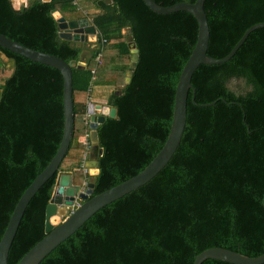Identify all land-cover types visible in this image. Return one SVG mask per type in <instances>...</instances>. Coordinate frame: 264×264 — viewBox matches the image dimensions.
Instances as JSON below:
<instances>
[{
	"label": "trees",
	"instance_id": "16d2710c",
	"mask_svg": "<svg viewBox=\"0 0 264 264\" xmlns=\"http://www.w3.org/2000/svg\"><path fill=\"white\" fill-rule=\"evenodd\" d=\"M88 1L91 6L84 7L75 0H28L17 7L14 0H0V33L77 62L74 129L60 169L72 171L81 185L92 179L94 196L142 171L165 144L176 86L199 25L188 11L158 13L144 0L103 6ZM155 1L169 6L196 0ZM204 7L208 54L216 58L264 22V0H206ZM54 10L67 20L92 19L103 40L91 47L87 40L61 37ZM126 28L139 56L129 83L133 53ZM84 49L91 52L87 59ZM81 61L85 66H78ZM95 83L108 87L106 97L91 95ZM192 84L197 103L190 89L185 131L169 163L146 184L99 209L40 264H194L211 247L264 253V27L252 31L230 60L199 65ZM63 95L59 69L0 46V241L18 200L60 146ZM89 99L118 109V117L107 116L98 126L103 153L96 175L83 170L86 149L79 141L90 128ZM56 175L29 202L9 264H18L46 235ZM202 264L233 263L210 258Z\"/></svg>",
	"mask_w": 264,
	"mask_h": 264
},
{
	"label": "water",
	"instance_id": "95a60500",
	"mask_svg": "<svg viewBox=\"0 0 264 264\" xmlns=\"http://www.w3.org/2000/svg\"><path fill=\"white\" fill-rule=\"evenodd\" d=\"M42 1L47 2L50 0ZM93 1L97 2L100 6L113 2V0ZM144 1L148 7L158 13H172L176 11H188L192 13L199 25L197 41L182 69L176 86L172 125L165 144L142 171L94 196H91L95 187L93 181H89L85 190H81L82 185L74 181L72 171L60 169L62 160L71 145L74 129L73 67L77 65V62L74 60L67 62L60 56L33 49L0 33V46L24 55L34 61L51 65L62 72L64 77L63 102L65 115L63 137L56 154L24 191L10 217L7 228L0 241V264H9V251L29 202L43 184L54 176L56 172L53 194L46 207V235L21 258L18 264H40L50 252L77 231L99 209L146 184L156 176L169 163L181 143L187 122V103L190 89L194 90L192 100L197 103L195 99V88L192 84V77L196 69L201 64H220L230 60L252 31L264 27V22L254 24L244 32L243 36L227 55L216 58L208 54L210 26L204 7L206 0H196L195 2L181 1L169 6L159 4L155 0ZM53 15L59 23V35L61 37L77 41L101 42L102 37L98 35L96 25L91 23L89 18L67 20L59 10H54ZM124 32L129 34L127 40L133 53L130 68L126 76V82L129 83L139 56L136 43L131 34V29L126 28ZM78 66L81 67L83 65L79 64ZM213 104L215 102L201 105ZM117 111V107L108 104L95 102L88 104V113L90 114L91 121V139L94 146L89 155V159L86 161V166L95 171L94 173L91 172V175L99 173L98 157L103 153V148L98 145V126L106 120L107 116L118 117ZM77 198L81 199L82 203L74 210H71ZM57 217L60 220L56 223L54 220ZM210 258L233 264L264 263V253L259 256H249L240 251L224 247H211L198 254L194 264H202L206 259Z\"/></svg>",
	"mask_w": 264,
	"mask_h": 264
},
{
	"label": "built area",
	"instance_id": "2783aa9c",
	"mask_svg": "<svg viewBox=\"0 0 264 264\" xmlns=\"http://www.w3.org/2000/svg\"><path fill=\"white\" fill-rule=\"evenodd\" d=\"M90 21H91V23H93V20L92 19H90ZM94 24V23H93ZM98 35H100V33H99V31H98ZM101 36V35H100ZM103 40V39H102ZM101 57H102V53H99L98 55H97V57H96V60L98 61V62H101ZM92 101L89 99L88 100V104L89 103H91ZM87 123L89 124V127H90V114L88 113V116H87ZM81 142L85 145V149H86V152H85V154H84V161H83V170L85 171V172H88L89 174H91V169H89V168H87V166H86V161L89 159V154L91 153V151H92V148H93V146H94V143H93V141H92V139H91V127L87 130V132L85 133V135H83L82 137H81ZM90 180L89 179H87L84 183H83V185H82V187H81V190H85V188L87 187V185H88V182H89ZM82 203V200L81 199H79V198H77L76 200H75V203H74V205H73V207H72V209L71 210H74L75 208H77L80 204Z\"/></svg>",
	"mask_w": 264,
	"mask_h": 264
},
{
	"label": "rangeland",
	"instance_id": "374dc122",
	"mask_svg": "<svg viewBox=\"0 0 264 264\" xmlns=\"http://www.w3.org/2000/svg\"><path fill=\"white\" fill-rule=\"evenodd\" d=\"M19 2L22 3L19 0H14V4L15 5H20ZM1 55L4 58L5 61H9L8 58L3 53ZM235 84H239V83L238 82H234V85ZM107 91H108V87L107 86H103V85L101 86L99 83H95L94 86L92 87L91 95H93L94 98H102V97H106L107 96V94H108ZM91 181H93V180L91 179ZM59 220L60 219L57 217V219L54 220V222L57 223V222H59Z\"/></svg>",
	"mask_w": 264,
	"mask_h": 264
},
{
	"label": "crops",
	"instance_id": "0c3cea01",
	"mask_svg": "<svg viewBox=\"0 0 264 264\" xmlns=\"http://www.w3.org/2000/svg\"><path fill=\"white\" fill-rule=\"evenodd\" d=\"M19 1H21L22 3L19 2L20 5H16L17 7H21V6L25 5V4H27V2H28V0H19ZM75 3L80 4L81 6H84V7H87L89 5L91 6V2L88 1V0H80V1L79 0H75ZM89 43H92L91 47H95V44L93 42H89ZM90 53H91L90 50L84 49L83 53H82L83 58L87 59L90 56ZM85 63H86L85 61H81L80 62V64H82L83 66H85ZM79 141H81V137H80Z\"/></svg>",
	"mask_w": 264,
	"mask_h": 264
},
{
	"label": "bare ground",
	"instance_id": "6f19581e",
	"mask_svg": "<svg viewBox=\"0 0 264 264\" xmlns=\"http://www.w3.org/2000/svg\"><path fill=\"white\" fill-rule=\"evenodd\" d=\"M91 172H92V173H94L95 171H94V170H92Z\"/></svg>",
	"mask_w": 264,
	"mask_h": 264
}]
</instances>
